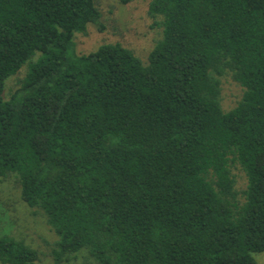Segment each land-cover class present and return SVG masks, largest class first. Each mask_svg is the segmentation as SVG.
<instances>
[{
    "label": "trees",
    "instance_id": "16d2710c",
    "mask_svg": "<svg viewBox=\"0 0 264 264\" xmlns=\"http://www.w3.org/2000/svg\"><path fill=\"white\" fill-rule=\"evenodd\" d=\"M149 13L163 33L144 61L119 42L76 51L77 34L104 29L96 0H0V181L15 176L47 217L57 263L258 264L264 0H151ZM225 75L244 88L229 110ZM39 259L0 232L2 264Z\"/></svg>",
    "mask_w": 264,
    "mask_h": 264
},
{
    "label": "rangeland",
    "instance_id": "374dc122",
    "mask_svg": "<svg viewBox=\"0 0 264 264\" xmlns=\"http://www.w3.org/2000/svg\"><path fill=\"white\" fill-rule=\"evenodd\" d=\"M96 1L102 12L104 29L101 31L96 24H91L87 33L77 34L76 51H93L102 44L119 42L146 61L163 33L161 19L149 13L151 0H134L128 4H122L119 0ZM24 74L25 68L7 80V92ZM221 80L222 106L224 110H229L237 105L244 88L230 75L223 76ZM235 172L238 175V187L243 188L246 184L245 174L242 170ZM19 186L15 176L0 181V232H8L37 248L40 251L38 264H98L86 252L78 253L70 262L57 263L53 251L58 237L47 217L36 207L23 202ZM254 256L258 264H264V251L256 252Z\"/></svg>",
    "mask_w": 264,
    "mask_h": 264
}]
</instances>
